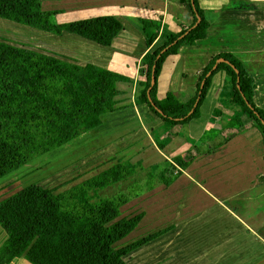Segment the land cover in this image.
Returning a JSON list of instances; mask_svg holds the SVG:
<instances>
[{
  "label": "crops",
  "instance_id": "0c3cea01",
  "mask_svg": "<svg viewBox=\"0 0 264 264\" xmlns=\"http://www.w3.org/2000/svg\"><path fill=\"white\" fill-rule=\"evenodd\" d=\"M54 2H67L69 8L54 10L67 15L75 12L82 20L114 16L124 30L109 48L73 35H50L49 54L83 66L93 64L130 79L119 84V111L103 116L99 128L59 149L65 151L61 160L68 166L70 159H81L72 166H81L75 173L109 164L104 171L124 161L134 165L137 161L139 170L148 171L155 164L175 165L177 157L188 163L173 184L157 181L121 209V218L144 217L134 232L117 243L119 249L167 230L125 256V262L264 264V135L248 115L232 105L228 76L220 72L212 78L200 118L184 126L170 127L161 119L149 117V108L137 101L139 71L149 51L139 20L160 21L161 34L165 30L177 34L192 27L190 9L182 0ZM196 2L210 25L207 36L193 46H182L166 59L158 78V98L175 94L182 101L192 99L213 59L230 54L253 78L254 102L264 112V0ZM236 116L242 125L228 129V122ZM213 130L219 136L207 139ZM166 150L175 155H167ZM147 152L161 160L148 162ZM145 180L137 178L139 182ZM12 264L31 263L22 257Z\"/></svg>",
  "mask_w": 264,
  "mask_h": 264
},
{
  "label": "trees",
  "instance_id": "16d2710c",
  "mask_svg": "<svg viewBox=\"0 0 264 264\" xmlns=\"http://www.w3.org/2000/svg\"><path fill=\"white\" fill-rule=\"evenodd\" d=\"M182 2L194 17L192 27L201 17L199 26L190 32L192 27L177 34L167 30L161 34L162 22L139 20L149 51L139 71L138 103L149 108V117L161 119L170 127L184 126L200 118L212 78L224 72L231 84L232 105L248 115L264 135V112L254 102V80L230 54L213 59L192 99L182 101L175 94L158 98V78L166 59L182 46L205 39L210 27L196 0L194 6L192 0ZM61 14L45 10L41 0H0V19L48 35H73L109 48L124 30L114 16L60 23ZM220 59L228 63H220L206 80ZM154 74L156 84L149 96ZM204 80L201 101L194 110ZM123 82L130 79L93 64L79 65L0 40V180L99 128L103 116L119 111V84ZM241 125V118L236 116L227 128ZM214 136L218 137L219 132L211 131L207 139ZM173 162L180 170L165 162L146 173L143 185L157 181L166 186L173 184L181 170L188 167L180 157ZM137 172L131 161H124L82 182L76 183V177L68 182L74 185L64 191L62 187L48 189L34 184L0 202V228L7 236L0 247V264H12L22 257L31 264H127L125 256L167 231L124 248L116 247L144 217L121 218V209L144 193ZM126 184L113 196L105 195Z\"/></svg>",
  "mask_w": 264,
  "mask_h": 264
},
{
  "label": "rangeland",
  "instance_id": "374dc122",
  "mask_svg": "<svg viewBox=\"0 0 264 264\" xmlns=\"http://www.w3.org/2000/svg\"><path fill=\"white\" fill-rule=\"evenodd\" d=\"M66 4L67 2L59 5L58 3L54 2V0H44V9L54 10L55 8L57 7L60 8L62 6H66L67 8H69ZM59 19H60V23L62 22L66 23V22H69V20L79 21V20H82L83 18L81 15L76 14L74 12L68 15L62 14L59 16ZM0 40H5L12 44L18 45V46L26 47V48L33 49L36 51L46 52L48 54L51 53L52 51V49H50L51 40H52V37L50 35L24 27L22 25H18V24L3 20V19H0ZM58 150L42 156L41 158L28 164L26 167L0 180V202L4 201L5 199L18 193L19 191L31 185H34V184H37L41 187L48 188V189L62 187L61 191H64L74 185V184L68 185L69 184L68 182H71V180H73L74 178L79 177L78 179L79 181H77L76 183L82 182V180L88 177H92L98 174L100 171H103V168L109 165V164H105V165L103 164L104 166L101 165L95 168L85 169L83 173L82 172L75 173L77 171V170L75 171V169L77 168L80 169L81 166L79 167L77 166L72 167V166L74 164L77 165V163H81L80 161L81 159L80 160L78 158L70 159L69 163L67 162L68 166H66V160L64 161L63 159L62 161L60 158V155L65 156L64 155L65 151H63L64 152L63 153L61 152L62 150L60 151ZM166 154L175 155V154H172L171 150H166ZM146 155H148L146 159L151 160V161H148L150 163L161 160L160 156L156 155L155 153L147 152L145 156ZM135 165L138 171L136 177L138 179L145 178L146 173L149 171L146 169L139 170L138 169L139 164H137V161L135 162ZM155 165L149 168L160 167V166H157V165L155 166ZM140 183H142L140 185L144 188V192H145V186L143 185V182L140 181ZM128 185L127 184L122 185V186L117 187L115 190L113 189L109 190L105 193V195H107L108 197L113 196L114 194L125 189ZM143 194L144 193H142L141 195ZM6 239H7L6 234L0 228V247L5 243Z\"/></svg>",
  "mask_w": 264,
  "mask_h": 264
},
{
  "label": "water",
  "instance_id": "95a60500",
  "mask_svg": "<svg viewBox=\"0 0 264 264\" xmlns=\"http://www.w3.org/2000/svg\"><path fill=\"white\" fill-rule=\"evenodd\" d=\"M192 3H193V6H194V0H192ZM197 19H198V20H197V23H196V24H195V25L189 30V32L192 31L193 29H195L196 27H198L199 24L201 23V17L198 16ZM165 51H166V50H165ZM165 51H164V52H165ZM164 52H163V53H164ZM163 53H162V54H163ZM162 54H161V55H162ZM159 58H160V56H159ZM220 63H228V62H227L226 60H224V59H220V60H218L217 63H216V65L214 66L213 70L208 74L206 80H207V79L213 74V72L217 69V67H218V65H219ZM206 80H204V82H203V84H202V86H201V91H200L199 97H198V99H197V101H196V104H195L194 110L198 107V105H199V103H200V101H201V96H202V93H203V90H204V87H205ZM155 84H156V77H155V74H154V75H153V78H152V84H151V87H150V89H149V91H148L149 96L151 95L152 88L155 86ZM194 110L191 112V114L194 112Z\"/></svg>",
  "mask_w": 264,
  "mask_h": 264
}]
</instances>
